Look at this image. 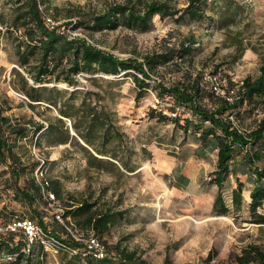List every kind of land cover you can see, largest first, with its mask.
<instances>
[{"label": "rangeland", "instance_id": "1", "mask_svg": "<svg viewBox=\"0 0 264 264\" xmlns=\"http://www.w3.org/2000/svg\"><path fill=\"white\" fill-rule=\"evenodd\" d=\"M150 2L182 9L188 0H41L39 6L46 24L49 18L69 40H85L119 59L142 61L145 55L171 51L170 58L149 69L147 86L141 88L134 76H142L132 68L116 74L71 71L69 49L52 74L34 82L30 71L37 65L39 51L35 49L24 64L17 48L23 49L24 43L37 45V38L28 40L24 25H15L20 11L16 1L0 0V106L8 107L3 113L12 122L28 128L27 136L13 148L24 166L18 180L14 181L9 161L0 163V238L13 230V242L24 239L23 234L27 241L15 264H85L90 256L83 246L77 253L60 246L37 217L29 216L27 205L16 200L14 184L28 185L38 166L32 164L40 159L60 197L49 202L42 196L37 213L47 230L56 226L55 218L66 230L62 238L68 234L83 245L88 236H95L107 252L134 251L145 264H161L165 256L172 264H238L235 257L249 246L264 250V221L258 222L249 210L251 172L228 176L222 188L227 211L218 213L213 207L217 186L212 181L216 150H198L199 130L184 133L171 120L148 116L154 110L169 117L174 112L180 123L185 117L195 119L184 107L173 109L172 97L160 96L158 83L187 86L197 78L205 93L221 96L232 91L234 97L243 79H255L264 64V0H203V20L181 12L165 17L155 14L145 27L129 26L120 16L114 27L97 26L91 20L115 4L139 10ZM189 42L190 50L181 55V44ZM18 74L25 76L26 89L34 86L31 93L41 95L33 107ZM200 103L213 107L206 95ZM263 111L264 98L256 96L230 119L241 131H249ZM37 122L44 127L34 134ZM48 124L51 127L46 129ZM239 153L235 161L243 154ZM256 164L264 167V157ZM238 181L241 199L236 204L232 191ZM164 187L171 192L167 197L160 195ZM81 202L90 208L56 217ZM103 211L117 216L100 232L90 221ZM257 213L264 217V206ZM20 218L32 220L40 231L28 234L17 224L13 229L12 222Z\"/></svg>", "mask_w": 264, "mask_h": 264}, {"label": "trees", "instance_id": "2", "mask_svg": "<svg viewBox=\"0 0 264 264\" xmlns=\"http://www.w3.org/2000/svg\"><path fill=\"white\" fill-rule=\"evenodd\" d=\"M20 6L19 12L15 15V25H24L26 36L32 40L37 38V45L27 43L23 49L20 45L17 48L19 52L20 63H27L30 55L34 50L38 52V62L33 71H30V76L34 82H42L46 75H50L54 71V66L61 63L65 52L69 49L71 58H69L70 69L73 72L84 69L88 72L100 71L105 74H116L121 70L132 68L135 72L140 73L142 78L134 76L139 87L145 88L147 83L144 80L150 78L149 69L151 70L157 64L165 62L170 55L171 51L153 53L145 55L142 61L136 59H119L110 53H106L101 49L87 43L85 40L72 41L69 40L61 31H57V26L50 28L45 22V15L39 8L41 0H15ZM203 0H188L186 7L176 9L163 2H150L139 10L131 8L124 4H115L107 7L102 13L97 14L91 18L94 25L102 26L108 25L114 27L117 25L118 17L129 26L145 27L150 22L155 14L160 17L169 15L182 14L187 15L191 19L203 20L206 15L201 9ZM210 20V17H207ZM76 42L75 47H70V44ZM191 44L182 43L180 46V54L184 55L190 50ZM52 63V66L50 64ZM147 68V69H146ZM22 82V88L27 92L30 102L28 105L33 107V101H41V95L35 92L34 86H27L25 76L18 74ZM58 73L54 77H58ZM70 81V78L67 77ZM159 87L160 96L168 95L174 101L173 109L175 107H184L190 110L195 119L190 117L183 118V123L179 122V116L174 113L173 117L166 116L162 113H156L154 110L148 111V116L160 120H171L175 126L182 129L187 133L191 129L200 131L201 144L198 150L205 147L208 150H216V168L212 172V181L217 186V192L213 201V207L218 213H225L227 208L225 206L222 188L230 174L242 173L246 174L248 171L254 176V186L250 189V203L249 210L252 215L257 216L258 222H263L264 217L257 213L259 208L264 206V167L258 166L256 163L264 157V111L261 118L258 120L256 126L249 131H241L238 129L230 119L232 114L238 113L239 108L245 102L253 101L254 97L259 96L264 98V64L259 68V74L255 79L246 77L242 80L239 86V92L232 98L227 100L226 97L217 96L213 93H205L199 87L197 78L186 85H171L166 87L160 83ZM208 96L213 100V107L209 108L200 103V99ZM136 96H140L137 94ZM0 106V163L10 162L9 170L17 181L24 170V166L18 161L16 154L13 150L16 141L19 138L27 136L28 128L25 124L19 121L12 122L10 117L4 114V109ZM93 116V115H92ZM59 121L63 122L62 119ZM207 122V124H206ZM51 127V124L46 126ZM44 125L42 123H35L34 134H37ZM74 128L77 129L75 123ZM194 131V130H193ZM83 139L89 143L90 139L83 136ZM239 152H243L239 160L235 161ZM93 157V155L89 154ZM203 155V154H202ZM12 164V165H11ZM13 164H16L14 166ZM39 164L35 161L32 167ZM186 180V177H181ZM241 182H237L236 188L232 191V199L238 204L241 199ZM47 188L54 193V196L60 197L59 188L54 183L48 180ZM13 194L16 200L23 202L27 205L29 216L37 217L38 224L50 236L58 240L62 247L80 248L85 245L79 241L74 240L68 234L62 238V233L66 230L54 218L56 226L47 230L41 216L37 213V204L42 198L40 185L35 182L31 177L29 184L25 186H17L14 184ZM69 206H72L68 204ZM90 205L86 202H81V205L75 208H67L62 212V216L66 214H77L79 212L88 210ZM119 214V213H118ZM116 213L113 214L108 211H103L97 216H94L90 221L91 226L102 232L114 222ZM15 229V228H14ZM13 230L7 231L6 237L0 238V264H15L16 260L22 255L21 248L27 245L26 237L13 242ZM4 253V257L1 254ZM6 257V259H4ZM238 264H264V250L256 246H249L244 249L241 255L235 257ZM85 264H145V261L139 256H136L134 251H127L126 249H118L115 253L107 252L102 258H95L90 255L86 257ZM161 264H172L169 257L165 256Z\"/></svg>", "mask_w": 264, "mask_h": 264}, {"label": "built area", "instance_id": "3", "mask_svg": "<svg viewBox=\"0 0 264 264\" xmlns=\"http://www.w3.org/2000/svg\"><path fill=\"white\" fill-rule=\"evenodd\" d=\"M47 22H48V26L50 28H52V26H54V23L47 18ZM215 75L212 76V78H214ZM235 93H224L221 94V96L226 97L227 100H232L233 95ZM172 115H174V113H172ZM45 164H44V160L40 159L38 166L36 167V169L34 170V180L36 183H38L40 185L41 188V192H42V196L45 197L46 200H48L49 202L54 201L55 196L54 193L51 192L47 186H48V179L46 176V169H45ZM63 210H61V213H57L56 217L59 218L62 215ZM14 227H12L13 229L15 228V224L17 225H21L26 229V232L28 234H31L34 232H36V230H39L38 227L35 225V223H33L32 220L27 219V218H20L17 220V223L12 222ZM65 228L69 231V228L65 225ZM78 238L74 237V240H77ZM60 246H62L61 244H59ZM85 247H82L83 249H85V251H87L90 255L94 256L95 258H102L105 255V246L104 244L95 236H88L85 239V243H84ZM64 248L70 250L72 253H77L79 248H74V247H69V246H65ZM81 253V252H80ZM84 254V253H83Z\"/></svg>", "mask_w": 264, "mask_h": 264}, {"label": "bare ground", "instance_id": "4", "mask_svg": "<svg viewBox=\"0 0 264 264\" xmlns=\"http://www.w3.org/2000/svg\"><path fill=\"white\" fill-rule=\"evenodd\" d=\"M170 193H171V192H170L169 188L164 187L163 190H162V193H161L160 195H161L162 197H167ZM245 195H246V198H249V195H248L247 192L245 193ZM155 205H156L157 208H160V202H159V200L156 201ZM222 218H225V217L222 216ZM225 219H226V218H225Z\"/></svg>", "mask_w": 264, "mask_h": 264}]
</instances>
